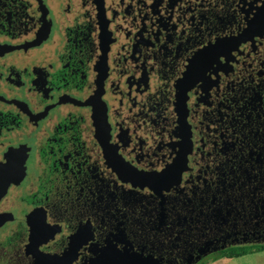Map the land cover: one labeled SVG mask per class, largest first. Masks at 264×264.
I'll list each match as a JSON object with an SVG mask.
<instances>
[{"label": "flooded vegetation", "instance_id": "flooded-vegetation-1", "mask_svg": "<svg viewBox=\"0 0 264 264\" xmlns=\"http://www.w3.org/2000/svg\"><path fill=\"white\" fill-rule=\"evenodd\" d=\"M0 169V264L264 252V0H0Z\"/></svg>", "mask_w": 264, "mask_h": 264}, {"label": "water", "instance_id": "water-1", "mask_svg": "<svg viewBox=\"0 0 264 264\" xmlns=\"http://www.w3.org/2000/svg\"><path fill=\"white\" fill-rule=\"evenodd\" d=\"M6 167V165H5ZM3 170L0 169V197L4 194L8 183L12 176L2 174ZM2 219L0 218V224ZM35 234L31 229L29 232L28 240L30 245L36 244L34 242ZM82 264H152L148 257H143L137 253L130 252L128 249H117L114 245L98 248L96 254L89 261Z\"/></svg>", "mask_w": 264, "mask_h": 264}, {"label": "rangeland", "instance_id": "rangeland-1", "mask_svg": "<svg viewBox=\"0 0 264 264\" xmlns=\"http://www.w3.org/2000/svg\"><path fill=\"white\" fill-rule=\"evenodd\" d=\"M233 260L238 261L240 264H264V254L249 253V254L238 256L234 258ZM207 262L208 261H205L204 263L206 264Z\"/></svg>", "mask_w": 264, "mask_h": 264}, {"label": "crops", "instance_id": "crops-1", "mask_svg": "<svg viewBox=\"0 0 264 264\" xmlns=\"http://www.w3.org/2000/svg\"><path fill=\"white\" fill-rule=\"evenodd\" d=\"M259 254H264V252H261ZM233 259L234 258H220L206 264H240L238 261H235Z\"/></svg>", "mask_w": 264, "mask_h": 264}, {"label": "trees", "instance_id": "trees-1", "mask_svg": "<svg viewBox=\"0 0 264 264\" xmlns=\"http://www.w3.org/2000/svg\"><path fill=\"white\" fill-rule=\"evenodd\" d=\"M237 254H238V253H237ZM237 254H236V255H237Z\"/></svg>", "mask_w": 264, "mask_h": 264}]
</instances>
